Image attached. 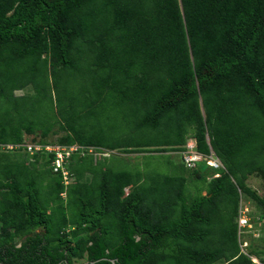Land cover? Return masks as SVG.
I'll return each instance as SVG.
<instances>
[{
  "label": "trees",
  "instance_id": "1",
  "mask_svg": "<svg viewBox=\"0 0 264 264\" xmlns=\"http://www.w3.org/2000/svg\"><path fill=\"white\" fill-rule=\"evenodd\" d=\"M38 130L43 144L94 147L65 161L69 184L54 152L7 146ZM189 138L226 167L211 180L194 169L193 196L184 162L150 175L143 158L94 155H165ZM0 144V264H253L243 194L261 210L248 251L263 259L264 194L246 179H264V161L239 176L233 164L264 158V0H0Z\"/></svg>",
  "mask_w": 264,
  "mask_h": 264
},
{
  "label": "rangeland",
  "instance_id": "2",
  "mask_svg": "<svg viewBox=\"0 0 264 264\" xmlns=\"http://www.w3.org/2000/svg\"><path fill=\"white\" fill-rule=\"evenodd\" d=\"M88 85H90V83H88V81L85 79V77L83 79H72L66 88L67 93H69V95L66 96L63 101H61L62 106H64L65 103H69L71 100H73V98H75V95H77V94H79L82 97V94L84 92L86 93V91L88 89ZM91 89L94 90V87L91 86ZM91 89H89V90H91ZM27 92H28L27 89H24V90H17L15 93L17 95H20V94H25ZM28 93H30V92H28ZM32 98H35V97L32 96ZM34 102H35V100L32 101V104H34ZM46 103L49 104L48 99L46 100ZM43 108H47V107L44 106ZM81 108H82V104L77 106L78 110H80ZM73 111L77 112V110H73ZM45 112H48V110L46 109ZM113 112H115V110ZM113 115H115V114H113ZM119 120L120 119H118V121ZM55 128H58V125H56ZM125 128H127V122L124 120L120 123L118 129L124 130ZM65 133H66L65 131H60L56 134L50 133L49 136L46 138L51 140V141H54L58 137H60L61 135H64ZM26 137H27L28 141L36 142L37 140L41 139V131L38 130L37 133L26 135ZM150 137H151V142H153L154 144L159 143L161 140L164 139V137L162 138L160 135L156 137L155 134L150 135ZM3 149H4V146H1V144H0V151H2ZM21 151H23V150H21ZM108 153H113V151L109 150ZM108 153H106L104 155H107ZM166 153L167 154H165V155L156 154V153H152V154L148 153V154L144 155L143 153H121V152H118L117 153L118 155H131L132 159L130 160V158H128L129 160H124L123 158H119L118 156H113L112 160H108V162H111L116 167H120V168H129V167L135 168V166H139L137 164V163H139L138 161H141V159L143 158L144 167H142V168L145 171V174L155 175L153 173H160V174L163 173L164 175H167V174L173 172L172 167L170 166L168 159L173 160L174 162H177V163L184 162V159H183V150L182 151H167ZM211 154L215 159H219V161L222 162V160L219 157H217L214 154V152H212ZM235 160H237V159H235ZM238 160H241V158H239ZM263 161H264L263 157H260L258 159L256 158V161H254V158L253 159L248 158L246 163L243 160V163L245 165L244 164L241 165L239 161L235 162L233 164V169L236 172V175L239 176V175H241L240 172L242 170H245V166L252 168L254 165L262 163ZM230 163L232 164V161H230ZM254 163H256V164H254ZM128 164H130L131 166H129ZM252 164H254V165L252 166ZM223 166H224V164H223ZM198 167L197 168L196 167L189 168L190 175H191V178L189 179V183H191V184L190 185L188 184V193H191L192 196H193L194 192L196 193V188L194 186V183L199 181L198 173L197 174L193 173V171H194V169H198V171H200L201 173L204 172L202 169H200V166H198ZM137 168H139V167H137ZM216 170H220V169H216ZM247 179H248L247 180L248 184L253 189H255L259 193V195L264 194V179L261 175H259V176L256 174L251 175ZM70 182H72V180H70V178H69L68 184ZM204 185H205V183H204ZM204 185H203V188L205 189L206 186H204ZM126 191L127 192L129 191V187L126 189ZM203 193H206V192L204 191ZM243 200H244V201H242L243 204L247 205V206H244L243 209L247 210V213L252 218V221L254 224V228L252 229V231H254L255 233H258V235H260V233H261L260 228L261 227L255 226L254 220H255L256 216L259 217L258 211L261 212V210L257 207L256 201L253 200L251 197H247V198L245 197V198H243ZM256 222L259 225H261V223H262L261 220H257ZM256 227H257V229H256ZM254 237H257V236L252 235L253 239H254ZM252 238H250V240ZM258 243H259V240H257V239L256 240L254 239V241L249 242V244H251V245H253V244L256 245Z\"/></svg>",
  "mask_w": 264,
  "mask_h": 264
},
{
  "label": "built area",
  "instance_id": "3",
  "mask_svg": "<svg viewBox=\"0 0 264 264\" xmlns=\"http://www.w3.org/2000/svg\"><path fill=\"white\" fill-rule=\"evenodd\" d=\"M7 146L10 149L13 148H20L22 147L25 151H27L30 155H34L37 152L40 151H47V152H54L55 153V158L51 163V166L53 167L55 172H60L63 175V181L65 184H68V179H72L70 177V173L68 168L65 166V161L68 159V157L71 156V154H86L92 153L94 151V147L89 146H83L79 144L75 145H60V144H43L38 141L36 142H31L27 140V137L23 143L19 144H7ZM212 153V152H211ZM203 154L197 149V141L195 138H191L187 141L185 145V149L183 150V159L184 163L188 168H194L198 167L199 164L204 161L207 165L212 166V167H223V163L219 161V159H215L212 154ZM261 220L263 223V220L260 219V217H256L254 220L255 226H261L259 225L256 221ZM257 224V225H256ZM238 233H239V239H240V247L241 250L246 253L253 261V264H264V258L261 259L259 256L249 253L248 251V246L249 242L246 239L245 235L251 233L254 236L259 237L258 233H255L252 231L254 228V224L252 221V218L248 215L247 210L241 209L239 217H238ZM257 229V227H256ZM261 234V233H260ZM244 237V238H243Z\"/></svg>",
  "mask_w": 264,
  "mask_h": 264
},
{
  "label": "crops",
  "instance_id": "4",
  "mask_svg": "<svg viewBox=\"0 0 264 264\" xmlns=\"http://www.w3.org/2000/svg\"><path fill=\"white\" fill-rule=\"evenodd\" d=\"M190 139V138H189ZM188 139V140H189ZM102 149V151H100V152H96L94 155H95V157H110L112 154L113 155H116V156H119V157H131V155H118L117 153L118 152H120L119 150H111V151H113V153H108V151L110 150V149H107V148H101ZM211 152H214V150L213 149H211ZM106 153H108L107 155H104V154H106ZM121 153H123V152H121ZM131 153H135V152H131ZM214 154L216 155V153L214 152ZM217 156V155H216ZM218 157V156H217ZM132 158V157H131ZM224 164V163H223ZM200 169H202L204 172H202V174H207V177H208V179L210 178V180L212 179V178H215V177H219L220 175H221V172H219V170H216V169H221V170H226V167H225V165L223 166V167H218V168H216V167H211V166H208L204 161H202L201 163H200ZM199 168V167H198ZM260 175L258 172H255V173H253V174H251V175ZM251 175H249V176H251ZM248 176V177H249ZM247 180L248 179H246V183L248 184V182H247ZM248 186H250L249 184H248ZM127 189V188H126ZM206 192V189H204L203 190V192ZM203 194H205V193H203ZM243 198H245V195L243 194V195H241V198H240V206H239V208H243L244 206H247V205H244L243 204V202L242 201H244L243 200ZM239 217V216H238ZM257 217V216H256ZM256 217H255V219H256ZM259 217H260V215H259ZM239 229V228H238ZM252 235L253 234H251V233H249V234H247V235H245V237H246V239L248 240V242H251V240H250V238H252ZM253 239V238H252ZM239 244H240V239H239ZM249 245H251V244H249Z\"/></svg>",
  "mask_w": 264,
  "mask_h": 264
},
{
  "label": "water",
  "instance_id": "5",
  "mask_svg": "<svg viewBox=\"0 0 264 264\" xmlns=\"http://www.w3.org/2000/svg\"><path fill=\"white\" fill-rule=\"evenodd\" d=\"M113 262H114V264H116V261L115 260H113Z\"/></svg>",
  "mask_w": 264,
  "mask_h": 264
},
{
  "label": "clouds",
  "instance_id": "6",
  "mask_svg": "<svg viewBox=\"0 0 264 264\" xmlns=\"http://www.w3.org/2000/svg\"><path fill=\"white\" fill-rule=\"evenodd\" d=\"M191 139V138H190ZM200 165V164H199ZM209 166V165H208ZM212 167V166H211ZM197 168V167H196Z\"/></svg>",
  "mask_w": 264,
  "mask_h": 264
}]
</instances>
